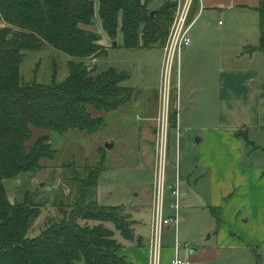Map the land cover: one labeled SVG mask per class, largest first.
Instances as JSON below:
<instances>
[{
    "label": "rangeland",
    "instance_id": "374dc122",
    "mask_svg": "<svg viewBox=\"0 0 264 264\" xmlns=\"http://www.w3.org/2000/svg\"><path fill=\"white\" fill-rule=\"evenodd\" d=\"M165 1L174 0L151 2L147 6V11L158 10ZM97 5L96 2L93 23L81 27L100 36V33L104 32L97 16ZM218 21L221 23L220 26L217 24ZM1 27L2 22L0 29ZM189 36L191 41L189 50L193 51V54L184 58L186 54L183 52L179 68L176 65L180 74L179 131L173 127L169 128L173 126V120L177 116L175 93L172 94L175 100L172 96L168 113L165 114L161 109L162 58L161 53L156 51L157 48L145 50L140 47L136 50H127L118 41V34L114 39L105 38L102 43L100 36L98 45L105 49L106 56L96 60L88 59L84 61V66L89 69L95 68L98 73L112 70L119 79L116 85L118 92L112 97H95L94 101L100 103L97 108L86 105L80 109L87 113L83 119L100 118L102 126L94 132L73 128L63 134L51 133V149L56 151L54 159L42 161L44 167L34 176H19L3 182L5 189L6 183L10 182L6 189L10 205L21 203L22 193L29 192L27 199L39 211V216L30 226L27 237H37L52 223L59 222L63 218V213L70 214L69 208L62 210L64 208L60 202L69 207V184L72 179H81L89 170L104 167L105 171L96 187L98 205L131 209V219L137 221V233L144 240L142 254L137 253L138 256L134 257L142 260V264H153L149 255V241L152 235L150 220L154 199L152 192L155 177L154 137L146 132L147 138L143 137L147 139L145 143L139 137L135 141L134 157L130 148L133 143L131 140L138 129L139 131L141 129L139 123L147 120L148 129L155 125L152 130L155 129L157 134L165 119L167 141L169 136L166 179L169 183L173 178L180 137L181 146L178 154L183 178L179 185L177 229L175 231L172 224L164 229L159 264H169L171 254L177 248L188 260L191 251L198 255L204 251L205 257L210 256L218 247L220 238V242H232L230 234L233 233L246 234L248 238L255 235V240L243 246L236 242L228 246L225 243L224 248L218 249L217 258L214 255L211 259H204L205 262L196 264H264L262 185L255 183L254 180L247 183L244 187H247L245 193L250 198L252 206L249 208L247 205L246 208L239 206L236 209L228 206L219 215L221 221L218 224L211 210L205 206L204 189L200 182L196 183L195 188L193 185L189 188L187 184L186 173L194 171V164L198 166L197 158L192 157L182 162L188 146L198 143L204 136L203 131L201 132L203 128L208 131L212 130L209 128H218L223 133L235 132L242 138L241 158L246 166L254 170L264 168V53L256 50L259 39L258 15L256 11L245 13L229 11L219 14L217 20L212 22L204 14L195 21ZM70 60L72 58L47 46L40 51L26 52L19 70L21 80L25 83L45 84L50 83L53 78L55 83H61L68 76L67 64ZM171 83L173 90L177 88L176 72L172 75ZM138 101L145 104L143 109L136 106ZM43 134H45L43 129L34 130L29 144H33L36 138ZM110 143L114 147L108 150L105 145ZM195 147L198 152L204 147V143ZM236 150L240 151V148ZM127 155L132 158L124 160L128 159ZM235 156L223 154L224 158ZM189 169L190 171H187ZM202 171L198 167L197 174ZM202 184L206 185V182ZM185 192L188 194L185 195ZM241 194L242 192L238 197ZM164 203L166 214L172 215L168 207L174 203V197H171L168 190L165 192ZM237 211H241L238 219H245L247 223L234 220L233 212L235 215ZM94 224L87 223L89 226ZM80 225H85L84 221H80ZM104 225L115 231L112 224ZM233 238L235 239L234 236ZM115 239L122 245H127L116 231ZM136 241L135 236L134 243L138 246ZM123 263L130 264L126 259Z\"/></svg>",
    "mask_w": 264,
    "mask_h": 264
},
{
    "label": "trees",
    "instance_id": "16d2710c",
    "mask_svg": "<svg viewBox=\"0 0 264 264\" xmlns=\"http://www.w3.org/2000/svg\"><path fill=\"white\" fill-rule=\"evenodd\" d=\"M153 1L0 0V264H124V246L115 239V231L123 241L134 242L136 221L131 219V209L98 205L96 187L104 167L72 179L69 207L60 202L62 210L69 208L70 214L63 213L59 222L35 238L27 237L39 216L27 199L29 192L22 193L21 203L10 205L3 182L34 176L44 167L42 161L54 159L51 133L63 134L73 128L94 132L102 126L100 118L83 119L87 113L80 109L86 105L97 108L100 103L95 97H112L118 92L119 79L112 70L98 73L84 66L88 59L106 56L98 45L100 36L81 27L93 23L95 3L102 31L109 39L120 33L124 49H162L177 4L165 1L151 16L147 6ZM255 11L256 50L264 53V1ZM44 46L72 58L67 64L68 76L61 83L53 78L45 84L23 82L19 70L25 53ZM42 129L45 134L29 144L32 132ZM88 222L95 224L89 226ZM105 223L112 224L115 231Z\"/></svg>",
    "mask_w": 264,
    "mask_h": 264
},
{
    "label": "crops",
    "instance_id": "0c3cea01",
    "mask_svg": "<svg viewBox=\"0 0 264 264\" xmlns=\"http://www.w3.org/2000/svg\"><path fill=\"white\" fill-rule=\"evenodd\" d=\"M155 1L157 0H154L153 2ZM262 1L264 0H198L193 10V14H192L193 24L191 26V30L194 27L195 21L201 18L204 14L207 15V18H209L210 21L215 22L218 18V15L223 14L225 12H229V11L230 12L237 11L239 13H245L248 11L254 12ZM217 24L219 26L221 25V23L219 24V21ZM118 35H119L118 41L122 45V35L120 33H118ZM100 36H101L100 43H102L104 39L107 38V36L104 35L103 33L102 34L100 33ZM190 47L191 45L184 51V53L186 54L184 58H186L187 56H191L193 54V51L189 50ZM156 51L161 53V58H162L161 49L160 50L156 49ZM181 59H182V56H181ZM181 59L180 61H182ZM160 63H161V60H160ZM179 66H180V63H179ZM179 94L180 92H179V79H178V93H177V98H176L177 103L175 102V110L177 111L176 113L177 116H176V119L173 120V123H172L173 126L169 127V128L173 127L177 131L181 130V129H178V123L179 122L181 123V119L178 120V115L180 114L178 113V102H180V99H178ZM136 103H137L136 106L138 108H141V109L144 108V105H145L144 103H141L139 101ZM146 121L147 120H143L141 123H139L141 124V129L140 131L138 129L137 133L134 135V139L131 140V142L133 141V143L130 149L133 150L132 156L133 157L136 156L135 155L136 154L135 153V149H136L135 141L138 140L139 137L141 139H143L144 136L147 138L148 135H146V132L148 134H152V136L154 137V144H153V174H154L155 173L154 148H155L156 133L154 131L155 129L152 130V127L154 128L155 125L154 126L152 125L148 129V124L146 123ZM209 129H212V130L208 131V129L203 128L201 132L203 131L204 136H202V138L198 140V143H195L198 146L204 143V147L199 149V151L197 152L196 150L198 149H195L196 145L194 143H192V145H189L187 148V151L185 152V155L183 156L182 162H185L186 159H190L192 157L197 158L198 166L194 164V171L190 173H186L188 177L187 184L189 188L192 187L191 185H193L195 188L196 183L200 182V185L204 189L203 195H204L205 206L209 210L211 211L213 210V212L219 217V215L228 206L231 209H234V208L236 209L239 206L245 207L247 205L248 208L249 206H252L251 201H249L250 198L245 193L247 187L246 188L244 187L247 183H251V181L254 180L255 183L257 182V184L262 185V188H264V168L259 169V170H254L251 167L246 166L244 164L241 158L242 157V154H241V148H242L241 139L242 138L238 137L236 135L237 133L233 132V134H228V133H223L221 129H218V128H209ZM168 135H169V132H168ZM146 138H144L142 142L144 143L147 142ZM167 142H168L167 144H169V136H168ZM177 145H178V148L176 150L178 151V149H180V146H181V137L179 138V143H177ZM113 147L111 149H113ZM239 148H240V151H237L236 149H239ZM193 154L196 156H193ZM223 154H226L228 156H235V155L236 156L232 158L225 157L226 159H228V160H225V158L223 157ZM132 156L130 157V155H127L126 157H128V159L126 158L124 160H130ZM191 163L192 162H190V164ZM198 167L203 171L197 174ZM179 168H180V176L182 179L183 177L181 175V159H180ZM187 171H190V169ZM172 180L169 183L167 181L168 185L172 183ZM202 182L203 183L206 182V185H203ZM9 184L10 182L6 183L5 186L8 188ZM240 189L241 191H239ZM241 192H242L241 196L238 197V195ZM187 194L188 193L185 192V195ZM240 212L241 211H237L235 215L233 212L232 217H234V220L237 219V221L241 223H247V220L245 219L244 220L238 219V215H240ZM237 221H235V223ZM136 224H137V221H136ZM134 234L136 236V240H138V238H141L139 237V234L137 233L136 226H135ZM218 236H219V233H218ZM230 236L232 237L231 238L232 242H224V241L220 242L221 241V238H220V241L218 242V247H216L215 250H213L210 256L205 257L204 251H202L200 255H198L197 253L193 251L189 252L190 263L191 264L203 263L205 262L204 259H207V260L211 259L214 255H215V258H217L219 254L218 249L224 248L223 244L225 243L228 246L231 243L236 242L237 244L243 246V245H249L252 243V241L255 240L254 239L255 235H252L251 237L248 238L246 234L236 235L235 233H233V234H230ZM233 236L235 237V239L233 238ZM143 241L144 240L142 238H141V244L137 243L136 241L138 246H136L134 242H127L126 243L127 245H123L124 246L123 256H125V259L130 264H142L143 263L142 260H138L136 257H134L135 255H137V253L142 252L141 247H142ZM227 241L229 240L227 239ZM243 243H246V244H243ZM128 253H132V254H128ZM175 254L182 256L180 254V249H178L177 253H175V251L173 250L171 257H173ZM183 256H185V254H183Z\"/></svg>",
    "mask_w": 264,
    "mask_h": 264
},
{
    "label": "built area",
    "instance_id": "2783aa9c",
    "mask_svg": "<svg viewBox=\"0 0 264 264\" xmlns=\"http://www.w3.org/2000/svg\"><path fill=\"white\" fill-rule=\"evenodd\" d=\"M174 1H176L177 4L176 10L170 25L165 45L162 48L160 103L161 109L165 112V114L168 113L171 97L173 96L172 94L175 93V97L177 98L178 93V85L177 88H174V90L172 88V75L176 72L178 80L179 73L176 65L179 68L181 54L191 45L189 33L193 24V19L189 20V15L192 4L195 0ZM165 121V119L162 121V127L156 134L154 148L155 177L153 182L154 187H152L154 199L152 209L153 213L150 220V231L152 232V235L149 241V255L152 257L153 264H159L160 261L164 229L168 225L172 224L174 230L176 231L179 218L178 199L180 197L179 185L181 181L179 168L180 158L178 151L176 150L173 180L172 183L168 185L166 180L168 144ZM166 190L170 191L171 197H174V203L170 204L168 207V209L172 212V215H167L165 210L164 201ZM177 252L178 248L175 250V253ZM169 264H190V261L186 257L175 254L170 258Z\"/></svg>",
    "mask_w": 264,
    "mask_h": 264
},
{
    "label": "water",
    "instance_id": "95a60500",
    "mask_svg": "<svg viewBox=\"0 0 264 264\" xmlns=\"http://www.w3.org/2000/svg\"><path fill=\"white\" fill-rule=\"evenodd\" d=\"M153 14H154V11L151 12V16H153ZM112 147H113V144H112V143H110V144H106V145H105V148H106V149H111ZM137 242H138V243H141V238H138Z\"/></svg>",
    "mask_w": 264,
    "mask_h": 264
}]
</instances>
